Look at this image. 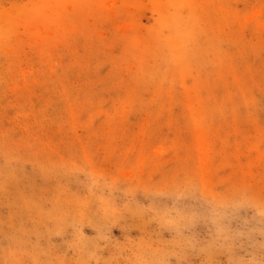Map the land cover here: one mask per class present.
<instances>
[{"label": "rangeland", "instance_id": "1", "mask_svg": "<svg viewBox=\"0 0 264 264\" xmlns=\"http://www.w3.org/2000/svg\"><path fill=\"white\" fill-rule=\"evenodd\" d=\"M0 264H264V0H0Z\"/></svg>", "mask_w": 264, "mask_h": 264}]
</instances>
